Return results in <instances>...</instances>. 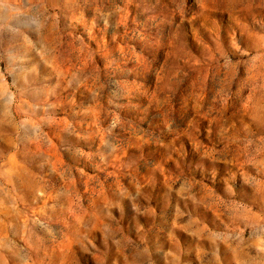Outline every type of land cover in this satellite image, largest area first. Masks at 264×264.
I'll use <instances>...</instances> for the list:
<instances>
[{
  "label": "rangeland",
  "instance_id": "374dc122",
  "mask_svg": "<svg viewBox=\"0 0 264 264\" xmlns=\"http://www.w3.org/2000/svg\"><path fill=\"white\" fill-rule=\"evenodd\" d=\"M0 264H264V0H0Z\"/></svg>",
  "mask_w": 264,
  "mask_h": 264
}]
</instances>
